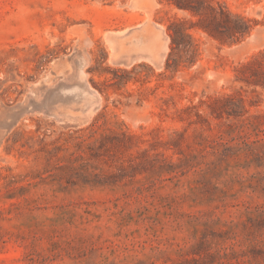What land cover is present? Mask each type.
Wrapping results in <instances>:
<instances>
[{"label": "rangeland", "instance_id": "374dc122", "mask_svg": "<svg viewBox=\"0 0 264 264\" xmlns=\"http://www.w3.org/2000/svg\"><path fill=\"white\" fill-rule=\"evenodd\" d=\"M207 1L0 0V264H264V0Z\"/></svg>", "mask_w": 264, "mask_h": 264}, {"label": "trees", "instance_id": "16d2710c", "mask_svg": "<svg viewBox=\"0 0 264 264\" xmlns=\"http://www.w3.org/2000/svg\"><path fill=\"white\" fill-rule=\"evenodd\" d=\"M180 9L190 10L193 14L203 15L207 27L220 31L230 37L236 34L242 35L246 31L247 21L238 15H232L220 6L216 9L207 0H185V2H175Z\"/></svg>", "mask_w": 264, "mask_h": 264}]
</instances>
